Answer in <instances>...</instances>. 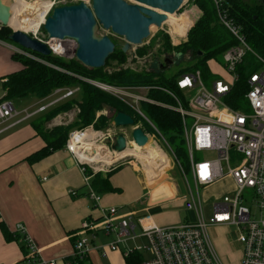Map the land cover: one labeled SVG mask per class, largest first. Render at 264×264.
Listing matches in <instances>:
<instances>
[{
	"label": "built area",
	"instance_id": "2783aa9c",
	"mask_svg": "<svg viewBox=\"0 0 264 264\" xmlns=\"http://www.w3.org/2000/svg\"><path fill=\"white\" fill-rule=\"evenodd\" d=\"M39 1L46 2L47 10L42 17L38 18L39 25L37 29L29 30L34 35L43 27L46 18L55 6H60V4L66 2V0ZM189 1L186 0L185 2L188 3ZM212 1L217 6L220 21L236 39V42L222 55L226 75L214 74L221 77L213 82L211 89L206 88L202 79V72L199 69L179 75L176 78V86L182 94L166 87H160L173 99V104L158 102L146 95L139 94H129L132 102L126 101L141 118L152 124L153 134L151 135L149 131H145L150 138L149 143L153 141L166 154L170 168L171 156L166 149L159 145L158 139H161L166 144V148L172 153L173 161L179 165L181 174L187 183L188 195L185 198L184 207L192 214L190 217H186L185 220L178 221V223L163 226L154 223L144 225L141 219L137 223L132 220V217L121 218L117 221L115 218L118 215V209L116 207L105 208L103 212V229L108 233H114L116 237L110 243L112 250H117L121 242L127 243L137 237L144 239L142 244H137L134 248L127 247L124 252L127 258H136L132 264H224L210 237V226H235L238 232L237 242L240 243L242 255L240 264H264V56H261L248 43L246 36L226 16L223 9V0ZM26 15H28V18L34 17L32 12ZM188 30L185 36L179 37L180 41L187 39ZM43 41L58 56L67 60L76 58L78 43L75 39L67 37V39L61 40L46 35V39ZM248 50L252 51L260 66L249 71L247 90L239 102V107L233 108L228 103L227 96L234 91L235 86L242 78L240 66L246 64L244 58ZM14 51L45 62L32 52L17 45L14 46ZM99 86L118 96L125 95L121 92L123 90L115 87ZM146 87L152 88L151 86ZM60 90L62 89H56V91ZM193 90L196 93L189 97L191 94L187 95L186 92ZM75 91L76 89L69 87L66 89L65 97H69ZM144 102L161 104L164 107L175 109L180 114L182 122L181 137H183L187 148V171L177 153L172 149L169 140L165 138L164 133L147 115H144L141 109ZM17 115L19 114L12 100L3 99L0 101V124ZM188 117L193 118L192 125L188 124ZM87 130L100 135V139L92 138L96 142L107 140L109 145L111 140L112 142L108 146L111 153L117 152H114L111 148L116 139L113 138L112 130L104 134L88 127L85 129H72L67 139V150L80 159L81 170L86 175V185L90 187L88 195L94 200L95 206H99L101 196L91 184V174L88 170L91 163L82 160L77 152L81 141L78 136L84 134ZM153 137L157 140L152 139ZM127 139V148L130 149L131 144H134L135 141L130 140L129 137ZM104 146L107 148L106 145ZM234 151L241 153L243 157L232 165ZM196 152L214 153L215 156L196 160ZM189 172L192 180H189ZM226 176L234 180L236 188L232 193L224 194L221 199L212 201L213 216L211 221L207 222L200 192L202 189L218 183ZM69 193L76 195L77 190L72 189ZM137 225H140V232L137 231ZM81 229L85 230L88 235L82 236L76 241L73 253L74 260H85L87 258L92 246L91 243L100 231L96 219L93 217L85 219L81 224ZM16 232L22 235L24 246L28 250L26 259L29 264L37 261L36 257H38L39 249L33 237L27 232L26 226L23 223L18 224ZM143 250L148 251L149 256L147 258L142 256L141 251ZM40 261L43 264H56V261L49 259Z\"/></svg>",
	"mask_w": 264,
	"mask_h": 264
},
{
	"label": "crops",
	"instance_id": "0c3cea01",
	"mask_svg": "<svg viewBox=\"0 0 264 264\" xmlns=\"http://www.w3.org/2000/svg\"><path fill=\"white\" fill-rule=\"evenodd\" d=\"M182 9L194 14L193 24L202 14L194 0L184 4ZM185 26L187 30L191 27L186 23ZM14 46L9 41L0 40V100L6 94L7 77L24 67L16 57ZM222 68L224 72L219 74L226 75L224 66ZM70 88L76 91L69 97H65L68 87H62V90L55 89L46 97L28 94L14 99L19 115L0 124V264H29L22 235L16 232V226L20 223L26 226L39 249L37 261L32 264H43L42 259L54 260L56 264H77L73 259L75 243L80 237L88 235L81 229V224L88 217L96 219L100 231L91 243L85 263L132 264L136 258L125 257L127 246L123 248L119 245L117 250L110 248L115 234L103 229L105 208L118 209L117 221L132 217L137 223L141 219L144 225L178 223L192 215L190 212L188 215L185 213L184 217L181 214L172 215L173 212L166 210L179 195V185H156L152 182L167 170L158 174L161 172L156 171L159 168H153L154 174L158 175L147 176L148 182H145L138 168L132 164L124 165L110 177L111 184L120 189L116 192H98L101 202L95 206L88 195L90 187L86 185L80 159L67 150V143L38 161H29L30 155L47 145L44 136L39 133L42 127H35L37 121L50 114L56 106L81 94L79 87ZM75 113L71 110L58 113L53 119L58 122L53 124L69 125ZM93 178L91 174V184ZM72 189L77 190L76 195L69 193ZM154 208L160 211H154ZM165 215L173 216V219H167ZM136 228L141 230L140 225Z\"/></svg>",
	"mask_w": 264,
	"mask_h": 264
},
{
	"label": "trees",
	"instance_id": "16d2710c",
	"mask_svg": "<svg viewBox=\"0 0 264 264\" xmlns=\"http://www.w3.org/2000/svg\"><path fill=\"white\" fill-rule=\"evenodd\" d=\"M195 2L200 10H202V14L194 24V14L192 12L180 16L188 27L193 24L188 30L187 39L180 42L177 46H173L172 43L168 42L164 45L165 50H169L165 57H174L175 60L177 55L183 53L187 56V59L189 58L195 62L193 65L178 71L173 78L166 76L163 72L164 70L160 67H158L156 71L143 74L124 71L108 75L103 73V67L91 68L81 64L76 58L67 60L54 53L52 55H43L25 48L45 61L43 62L39 59L36 60L24 54L16 53V57L21 60L24 67L23 70L12 73L7 77L5 82L6 94L3 99L14 100L28 94H35L37 97H46L53 93L55 89L62 87H79L82 96L81 99L75 97L69 100V102L56 106L49 114V116H55L59 112L65 111L67 106L77 104L81 111L79 114V121L70 123V125L64 128L57 127L53 132H45L43 129H40L39 126L35 125L37 129H40L39 133L44 136L47 145L40 151L30 155L28 158L29 161H38L53 150H56V148L64 147L67 143L70 131L74 128H83L91 124L105 103H110L112 106L118 107L116 108L118 111H130L119 99L113 97L102 88L88 83V80H86V78L88 79L87 76H92L95 79H106L111 83L115 82L119 85H148L152 87L149 91L150 96L154 97L155 100L171 103L173 101L169 95L160 91L159 87H166L182 94L176 86L177 76L197 69H199L202 74H212L208 66L209 60H216L218 57L222 56L223 53L236 42V39L231 31L220 21L217 13V6L214 1L195 0ZM223 6L229 20H232L233 24L246 36L248 43L252 45L261 56H264V0H223ZM182 19V27L185 34H187V27ZM12 32L13 30H10L8 27H1L0 37L4 38L6 42H13L9 38ZM175 49H177V51H175ZM193 51H203V54L202 56L194 57L192 54ZM116 53H120L121 57L126 55L123 49H120L118 52L115 47V51L107 60L117 55ZM259 66L260 63L252 67L251 65L247 66V64L240 66V75L242 78L235 86L234 91L227 96V101L233 108L239 107V102L242 100L247 90L249 71L255 70ZM144 104L143 106L147 108L149 113V118L156 123L164 134L169 135L173 142H175L177 136L181 137V117L175 109L173 110L161 104L149 102H144ZM106 119L107 117L105 115H100L98 121L104 124ZM181 143L184 144L183 137H181ZM178 152H180V154L183 153L184 158H187V152H185L183 148H179ZM122 167L123 165H117L107 171L105 175L103 173L94 175L92 185L95 190L97 192H116L119 190L120 188H116L111 184L110 177ZM90 172L91 170H89V173ZM154 211L160 210L154 208ZM76 261L78 262L77 264H86L85 260L75 259V262Z\"/></svg>",
	"mask_w": 264,
	"mask_h": 264
},
{
	"label": "rangeland",
	"instance_id": "374dc122",
	"mask_svg": "<svg viewBox=\"0 0 264 264\" xmlns=\"http://www.w3.org/2000/svg\"><path fill=\"white\" fill-rule=\"evenodd\" d=\"M25 1L30 4V3H34L36 0H25ZM77 1L79 2V0H66V2H64L63 4H60V5H66V4H70V3H78ZM85 1L88 4L91 3L90 0H85ZM128 1L133 2V0H128ZM4 2L9 4V3L15 2V0H4ZM29 4H27V5H29ZM187 9L185 11L181 8L175 14H172V13L168 14L169 20L167 22H165L162 27L153 26L151 28V35L148 38L144 39V41L141 45H133L131 47V49L126 53V55H124L123 57L120 56L121 55L120 53H116L117 55L113 56L112 58H110L109 60L106 61V64H105L106 66H104L102 69L103 73H106L108 75H113L114 73H119V72L125 71V72H133L135 74H143L146 72H152V71L158 70V67H160V64H161L160 62H163V59L165 58V56L169 52V50H165L164 45L168 42V43H172L173 46H177L180 42H182L179 40V38L176 39L175 36L173 35V33L179 34L181 36L186 35L184 30H183V27H182V23H181L182 18L180 16L181 15L183 16V14L188 13ZM18 14H21V16L23 14L26 15L25 10L22 12H17V14H16L17 19H18ZM1 27H4V28L8 27L10 30L16 29L12 25L4 26L2 23H0V29H1ZM25 32H27L28 34H30L33 37H36V38L38 37L39 39H42V40H45L46 35H47L45 30H44V27H42L37 32L36 35L31 33L30 31H25ZM97 34L109 35L114 40V42L116 43V50H118V52L121 49V47L123 46V44L126 42L124 37L115 34L111 30H106L105 28H103L102 25L98 26ZM0 40L4 41V38L0 37ZM10 43L21 47L20 45H18L15 42H10ZM175 51H177V49H175ZM173 52H174V50H173ZM55 55H57V54H55ZM26 56L30 57L29 55H26ZM186 57L187 56L184 55L183 53H181V55L180 54L177 55L174 62H173L174 64L170 68L164 70L163 71L164 74L168 77L173 78V76H175V74L178 71H180L181 69L186 68L190 65H193L195 63L193 60H191L189 58L187 59ZM33 59H36V58H33ZM36 60H38V59H36ZM244 60H245L246 64L251 65V67L257 65L259 62L257 60V58L255 57V55L250 50L247 51V54H246ZM223 63H224L223 56H220V57H218V59L211 60L208 62V66H209L210 71L212 72L213 75L212 74L205 75L204 73L202 74V77H203L202 79L204 81L206 88L211 89L213 86V82L215 80H217L219 77H221L220 75H217V76H215V75L218 74L219 72H224V70L222 68V66H224V65H222ZM214 73H215V75H214ZM87 77H88V79L86 78V80H88L87 82L93 84L94 86H97L98 88L99 87L102 88L101 86H99V85H102L105 87L110 86L113 88L115 87L117 89L123 90L121 92H123V94H125V95H122V97L124 99L121 96H118L117 94L102 88L103 90H105L107 93H109L113 97H116L117 99H119V101L126 108H128L130 110L129 112L136 118V124H138L139 127H142L144 131H149L151 133V135L153 134L152 132H154V128H153L152 124L149 123L146 119L141 118V116L136 111H134V109H132L130 107V105H128L126 103V101L132 102V100H131L132 98L129 96V94H139L142 96L146 95V96H148V98L155 100L154 97L150 96L149 91L151 90V88L146 87L148 85H144V86H142V85H131V84L119 85L115 82L111 83L110 81H108L106 79H100V78L95 79L92 76L91 77L87 76ZM90 78H92V79H90ZM144 87H146V88H144ZM159 90L164 92L160 87H159ZM186 93H187V95L191 94L189 96V97H191L196 92L193 90V91H189ZM75 96L77 99H81V94H76ZM171 100L173 101L172 98H171ZM155 101H158V100H155ZM161 102H164V101H161ZM13 103H14V101H13ZM164 103H167V102H164ZM172 103H174V101L171 103H168V104H172ZM143 105H145V104H142L141 109L143 110L144 115H147L149 118V115H148L149 113L147 111V108H145V106H143ZM116 108H118V107L112 106V104H110V103L103 104V107L100 109V112H98L99 115L97 114V117L94 119V121L91 124L81 128V129H85L86 127L93 128L94 130L101 131L104 134H107L110 130H112L113 131V138L114 137L116 138L115 135H117L118 133L123 132L127 135V137H129L130 140H134L131 137V132L133 130L132 126H130V127H117L113 124L112 119L118 111V109H116ZM70 110L73 112L76 111V113L73 115V120H71L70 123L79 121L80 120L79 114L81 113V111H80V108L78 107V105L72 104L70 106H67L65 111H62V112H67V111L70 112ZM62 112H59V113H62ZM100 115H105L107 117L104 124H101L98 121ZM53 119H54V116H49V114H48L47 116H45L40 121H37V125L38 126L40 125V127H42L43 131H45V132H53L55 130V128H57V127H63L64 128L67 126L64 123L53 124L55 122L56 123L58 122L56 119L55 120H53ZM187 122L189 125H192L193 124V118L188 117ZM50 123H52V125ZM70 123H69V125H70ZM164 136H165V138H167L169 140V143L171 144L172 149L174 150V152L177 153L180 160L183 162V167H185V169L187 171L188 167H187L186 157L184 158V154L183 153L180 154V152H178L179 148L180 149L183 148L185 152L187 150L185 144L181 143V137L177 136V138L175 139V142H173L172 139L169 137V135L164 134ZM95 137L100 139L99 134L95 133ZM152 139L157 140V138H155V137H153ZM94 141L95 140H93V142ZM158 141L157 142L159 143V145L162 146L163 149H166L167 153H169V155L171 156V168L169 167V164H167V165H165V167H163V169L156 170V171H159V170L161 171L158 174L162 173V171H165V170H167V171L163 172L161 175H159L157 178H155L154 181L152 182V184H155V183H156V185L168 184V186H170V184H171V186H172V184L174 183L175 187L177 185H179V187H178L179 191H180L179 195H177L175 202H173V204H171L169 206V208H167L166 210H170L171 212H173L172 215L181 214L184 217L185 213H186V215H188V213H189V212H187L186 208L184 207L185 198L188 195L187 183L185 182V179L183 178V175L181 174V170H180L179 165L173 161V155L170 152V150L168 148H166V144L163 143V141L161 139H158ZM111 142L112 141L110 140L109 145H108L107 140L105 142H103L101 140L100 142H96V144L91 146V148H86L87 146L85 147L84 145H81L80 150H83V151L85 150L84 153L91 155V156H94L96 154L100 155V156L101 155L106 156L107 154H110V156L112 158H116L115 156L117 154L111 153L110 147H108V146H110ZM83 144H84V142H83ZM104 145H106L107 148ZM133 147H134V144H131L130 149ZM151 149L156 150L155 147H151ZM131 153H133V152H131ZM128 154H130V153H128ZM214 156H215L214 153H208V152H206V153L196 152V154H195L196 160H203V159L211 158ZM137 157L138 158H136L135 156L119 158L114 162L108 161V162H104V163H101L98 165H94L91 163L89 170H91L90 173L93 175H98V174H102V173L105 175L107 171H109L111 168L116 167L117 165H123L124 166V165H131L132 164L140 170V173H141L143 179H145V182H148V178L146 176L147 175L146 166L147 165H151V166L155 165L156 166V165H158V163L161 162L160 161L161 159L156 160L155 162L152 161L153 159L152 160L149 159L150 161L145 162L143 157H141L139 155ZM242 157H243V155L241 153L234 151L233 159L231 161L232 165H234L236 163V161L240 160ZM143 162H145V164ZM154 172H155V170L153 171V175H152L153 177L158 175V174H154ZM188 177H189V180H192L190 172L188 173ZM235 188L236 187H235L234 181L230 177L226 176L225 178H222V180H220L218 183L201 190L200 195L202 196V199H203V211H204V216H205V219L207 222L211 221V218L213 216L212 201L214 199H221L224 194L232 193L235 190ZM165 217L167 219H173V216H166L165 215ZM184 218L182 220H185ZM137 231L140 232V229H138ZM209 234H210L212 241L214 242V246L217 250V253L221 256L224 264H240V260H241L242 255H241V250H240V243L237 242L238 232H237V228L235 226H223V227L210 226ZM115 239H116V237H115ZM143 242H144L143 238L137 237V238H134V240H129L127 244L125 242H121L119 244H120V247H123V248L125 246H127L129 248L130 247L134 248L135 245L142 244ZM141 254L144 258H147L149 256L148 251H145V250L141 251Z\"/></svg>",
	"mask_w": 264,
	"mask_h": 264
},
{
	"label": "water",
	"instance_id": "95a60500",
	"mask_svg": "<svg viewBox=\"0 0 264 264\" xmlns=\"http://www.w3.org/2000/svg\"><path fill=\"white\" fill-rule=\"evenodd\" d=\"M85 0L78 3L55 6L43 25L48 37L61 40L67 37L78 43L76 59L86 66L98 68L106 66L107 59L115 51L116 43L109 35L97 34V28L102 25L106 30L125 38L121 49L127 53L133 45H141L144 39L151 35L153 26L162 27L168 20V15L178 12L186 0ZM12 8L10 4L0 0V23L11 25ZM9 38L22 48L43 55H52L48 44L33 37L24 30H16ZM193 56H202L203 51H193ZM174 57H165L160 62L162 70L173 65ZM117 127H133L131 137L140 147H145L150 138L143 128L139 127L131 113L118 111L112 119ZM111 148L120 152L127 148L125 133H118Z\"/></svg>",
	"mask_w": 264,
	"mask_h": 264
},
{
	"label": "bare ground",
	"instance_id": "6f19581e",
	"mask_svg": "<svg viewBox=\"0 0 264 264\" xmlns=\"http://www.w3.org/2000/svg\"><path fill=\"white\" fill-rule=\"evenodd\" d=\"M11 8H13V15L12 18L10 20V23L12 26H14L16 28V30H25V31H29V30H36L37 26L39 25V21L38 18L42 17L44 15V13L47 10L46 2L45 1H39L37 0L35 3H27L25 0H15V2L13 3H9ZM29 4V5H27ZM33 5V6H32ZM26 11V14L29 12H32L34 14V17H29L28 15H22L18 14V19H17V12H22V11ZM175 14V13H172ZM168 15V14H167ZM169 20V18H168ZM167 20V21H168ZM183 20V19H182ZM166 21V22H167ZM185 24V23H184ZM172 33V32H171ZM175 38H179L182 37L179 34H174ZM79 140H81L78 146V155L81 156L82 160L84 161H88L94 165H98L104 162H108V161H116L119 158H125L128 156H135L136 158H138L137 156H141L143 157L144 161H150L149 159H153L152 161H156V160H160L161 162L156 165V167H151V165H147L146 166V172L147 175L146 176H152L153 175V168H159L160 170L163 169V167H165V165L168 164V158L166 156V154L160 150L158 148V146L155 143H148L145 147H140L138 146L136 143H134V147L129 149H125L123 151L120 152H116V158H112L110 156V154H107L106 156H100V155H88L85 154L83 150H80V146L84 145L86 148H91V146L96 144V141L93 142L92 138H96L95 137V132L93 133L91 130H87L84 134H79L78 136ZM84 142V144H83ZM151 147H155L156 150L151 149ZM133 152V153H131ZM130 153V154H128ZM135 153V154H134ZM128 155V156H127ZM146 159V160H145ZM145 162H143L145 164ZM112 163V162H111ZM152 163V162H151ZM99 168V167H98Z\"/></svg>",
	"mask_w": 264,
	"mask_h": 264
}]
</instances>
